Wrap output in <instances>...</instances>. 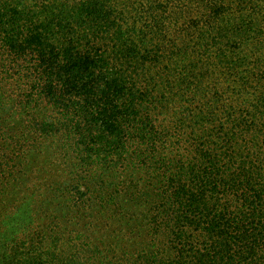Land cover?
Returning <instances> with one entry per match:
<instances>
[{
    "label": "trees",
    "instance_id": "16d2710c",
    "mask_svg": "<svg viewBox=\"0 0 264 264\" xmlns=\"http://www.w3.org/2000/svg\"><path fill=\"white\" fill-rule=\"evenodd\" d=\"M0 264H264V0H0Z\"/></svg>",
    "mask_w": 264,
    "mask_h": 264
}]
</instances>
